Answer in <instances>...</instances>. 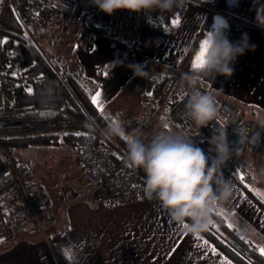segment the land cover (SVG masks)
I'll list each match as a JSON object with an SVG mask.
<instances>
[{
  "label": "crops",
  "instance_id": "0c3cea01",
  "mask_svg": "<svg viewBox=\"0 0 264 264\" xmlns=\"http://www.w3.org/2000/svg\"><path fill=\"white\" fill-rule=\"evenodd\" d=\"M214 1L218 11L211 13L209 6ZM260 6H264V0H184L174 17L158 9L127 11L123 19L117 17L127 21L126 41L118 44L109 35L90 34L91 40L84 47L75 46L72 60L76 62L70 65L71 59H67L63 63L70 72L80 75L91 90L95 105L99 109L103 105L101 111L121 112L128 100L136 101L140 109L130 115L132 130L137 128L134 119L144 116L152 119L148 131H154L148 75H169L176 68H181L182 75L191 72L193 53L211 32L219 31L232 42L246 33L249 45L255 48L237 57L232 65L233 75L204 77L200 87L243 107L245 116L264 134L258 121V117H264V27L256 23ZM100 15L98 20L104 25L109 19L104 12L97 17ZM230 18L243 23L232 24ZM156 23L161 28L155 27ZM135 65L146 72L143 77L134 74L130 66ZM239 160L254 178L249 189L256 196L257 193L264 196V146L252 153L242 151ZM223 174L235 185V191L231 202L217 211L240 237L255 244L261 252L264 209L237 179L224 170ZM40 176L31 167L30 178L42 189L43 205H55L54 211H60L59 215L55 218L53 211L44 231L33 230L0 241L3 243L0 264H235L203 235L198 240L176 225L155 199L113 205L88 193L86 181L87 189L72 187L64 195L60 189L44 187Z\"/></svg>",
  "mask_w": 264,
  "mask_h": 264
},
{
  "label": "built area",
  "instance_id": "2783aa9c",
  "mask_svg": "<svg viewBox=\"0 0 264 264\" xmlns=\"http://www.w3.org/2000/svg\"><path fill=\"white\" fill-rule=\"evenodd\" d=\"M10 5L15 16L27 31H35L48 18L57 15L69 23H75L87 13H102L91 0H0V11ZM181 6L167 12L174 17ZM211 13L217 12V1L210 6ZM128 10H118V19H123ZM232 24L241 25L242 20L230 18ZM18 66L12 60V53L6 46L5 36L0 31V138L26 133L53 132L58 128L65 133L93 134L96 142L76 141L77 162L83 167L84 178L89 186L88 193L99 195L108 204H127L146 198L143 191L144 174L125 162L126 150L107 147L99 131L91 132L86 123L67 113L52 116H28L31 109L13 107L16 97ZM181 68L169 75L149 74L147 91L153 102V117L167 122L175 128H190L182 110L187 97L181 94ZM220 115L228 131L230 142L238 140L236 128L247 130L243 144L234 146L232 158L227 162L224 172L238 179L246 186L254 183L253 176L247 172L239 154L242 151L256 152L264 146V134L245 116L243 107L231 104L226 98L218 96ZM136 127L148 135L152 124L149 117L140 116L134 121ZM221 121L212 122L213 127ZM195 131V129H192ZM209 127L201 129L194 138L198 146L209 153ZM31 167L25 161L17 160L0 141V237L18 236L33 230L44 231V218L52 216L55 205H43L40 185L30 178ZM243 176V180L240 177Z\"/></svg>",
  "mask_w": 264,
  "mask_h": 264
},
{
  "label": "clouds",
  "instance_id": "9594fccd",
  "mask_svg": "<svg viewBox=\"0 0 264 264\" xmlns=\"http://www.w3.org/2000/svg\"><path fill=\"white\" fill-rule=\"evenodd\" d=\"M100 11L112 15L117 10L139 13L158 9L161 13L181 6L184 0H91ZM256 23L264 27V6L257 8ZM203 51L197 48L199 67L181 77L180 91L187 97L182 110L190 128H175L161 122L150 136L142 128L127 131L116 118L107 125L102 134L120 137L126 141L125 162L144 174L143 191L148 200L155 199L167 210L171 220L192 236H201L214 225V213L229 204L234 197L235 185L223 174L227 162L232 158L234 146L245 143L247 130L236 128L238 140L230 142L224 119L216 96L200 87L204 77L222 75L231 77L233 64L238 56L255 45H249L248 36L242 34L237 42L230 41L219 31L207 37ZM132 67L134 74L143 77L141 66ZM221 121L213 127L212 122ZM264 127V117H258ZM90 131H95V122H86ZM204 127L210 128L209 153L197 145L194 138ZM195 129V131H192ZM187 225V227H184Z\"/></svg>",
  "mask_w": 264,
  "mask_h": 264
},
{
  "label": "trees",
  "instance_id": "16d2710c",
  "mask_svg": "<svg viewBox=\"0 0 264 264\" xmlns=\"http://www.w3.org/2000/svg\"><path fill=\"white\" fill-rule=\"evenodd\" d=\"M102 26H95L91 21L88 23V27L93 29L94 33L107 35ZM155 27L161 28L160 23H156ZM0 31L5 36L13 62L18 66L13 107L31 109L27 113L28 116L43 117L67 113L84 123L93 120L100 134L108 124L115 122L114 116L102 112L95 105L90 95L91 90L80 80L77 72H70L64 63L53 62L35 41L28 38L24 27L8 4L0 11ZM56 136V133H26L4 136L0 141L17 159L15 148L26 147L32 143L53 142L56 141ZM63 137L74 142H96L93 134L89 133H64ZM109 138L116 149L126 150L125 139ZM108 148L112 150L111 147ZM236 181L264 209V202L248 186L238 179ZM214 220L215 227L211 226L202 235L220 252L235 264H264V255L258 247L240 237L236 229L231 227L217 210L214 213Z\"/></svg>",
  "mask_w": 264,
  "mask_h": 264
},
{
  "label": "rangeland",
  "instance_id": "374dc122",
  "mask_svg": "<svg viewBox=\"0 0 264 264\" xmlns=\"http://www.w3.org/2000/svg\"><path fill=\"white\" fill-rule=\"evenodd\" d=\"M117 12L118 10L112 15L104 13L109 19L108 22H106L107 20L104 21L106 22L104 25L98 20L101 15L97 17V12L87 13L84 18L79 19L75 23H69L63 17L57 18V15H53L35 31H27L25 29V32L28 38L35 41V43L41 47L53 62L63 63L67 61V59H71L69 63L72 65L75 61L72 60V55L76 54V50H74L75 46L79 45L80 47H84L86 43L91 40L90 34L92 36L94 35V30L88 27L89 21L95 26L103 25L102 28L106 31L107 36L109 35V39L114 42L121 44V41H126V36L124 34L127 30L124 26L126 20H117ZM148 102L152 105L153 109V102L150 96ZM142 103L144 102L142 101ZM139 109L140 106L138 105V102L128 100L126 105L123 106L121 112H114L111 110L102 112L110 113L114 116L115 121L116 118L119 117L125 129L127 131H132L129 121L132 123L133 118H130V115L138 112ZM153 120V122H156L155 128H158L162 121L155 116L153 117ZM152 132L153 131H148L147 136H150ZM44 133H56V141L48 143H32L26 147H17L15 148L17 159L19 161H29L34 172H37L38 174L41 173L40 178L44 187L60 189L64 195L69 191L68 189H71L72 187L76 190L87 189V184L84 180L85 171L77 162L75 142L73 140L70 141L64 139L63 135L65 132L62 128H58L53 132ZM100 135L108 147L116 148V146L114 147L110 143L109 137L106 138L102 133ZM48 191L50 192V190ZM59 212L60 211H54L56 215L55 218L59 215ZM49 222L50 219L44 218V229L47 228ZM7 240L8 239H6L5 242H7ZM1 242L0 245L3 244Z\"/></svg>",
  "mask_w": 264,
  "mask_h": 264
},
{
  "label": "snow or ice",
  "instance_id": "6c2138e0",
  "mask_svg": "<svg viewBox=\"0 0 264 264\" xmlns=\"http://www.w3.org/2000/svg\"><path fill=\"white\" fill-rule=\"evenodd\" d=\"M178 23H179V21H177V24H178ZM207 42H208V41H207V38L201 42V50H202V51H203L205 45L207 44ZM199 60H200V56H199V54H197L196 56H194V58H193V62H192V65H191L193 69L198 68V67L200 66L199 63H198ZM96 96L99 97V96H100V93L97 92V93H96ZM93 102H94V103L96 102L95 99L93 100ZM99 107H100V109L102 110L103 105H99ZM113 123H114V121H113ZM240 179L243 180V176H241ZM257 196H258V198H260L261 200H264V196H261L259 193H257ZM184 227H187V225H185ZM213 227H215V225H213ZM196 239L200 240V239H202V237L197 236ZM261 254H264V249H261Z\"/></svg>",
  "mask_w": 264,
  "mask_h": 264
},
{
  "label": "water",
  "instance_id": "95a60500",
  "mask_svg": "<svg viewBox=\"0 0 264 264\" xmlns=\"http://www.w3.org/2000/svg\"><path fill=\"white\" fill-rule=\"evenodd\" d=\"M4 240V237H0V241Z\"/></svg>",
  "mask_w": 264,
  "mask_h": 264
}]
</instances>
